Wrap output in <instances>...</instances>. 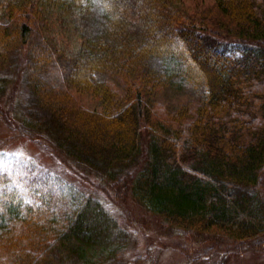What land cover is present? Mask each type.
I'll list each match as a JSON object with an SVG mask.
<instances>
[{"label":"trees","instance_id":"1","mask_svg":"<svg viewBox=\"0 0 264 264\" xmlns=\"http://www.w3.org/2000/svg\"><path fill=\"white\" fill-rule=\"evenodd\" d=\"M63 19L79 38L69 55L46 35ZM13 52L19 71L0 75V100L11 95L14 137L95 176L119 207L130 196L162 229L202 237L184 264H224L208 263L222 245L264 246V0L189 13L171 0H0V59ZM53 60L63 89L43 80ZM19 75L45 118L16 108ZM169 78L206 94L167 107L154 94ZM28 166L0 170V264H121L131 242L115 213L78 191L65 210L37 201L48 177Z\"/></svg>","mask_w":264,"mask_h":264},{"label":"rangeland","instance_id":"2","mask_svg":"<svg viewBox=\"0 0 264 264\" xmlns=\"http://www.w3.org/2000/svg\"><path fill=\"white\" fill-rule=\"evenodd\" d=\"M171 3L174 9L189 13L190 10H199L203 6L210 5V0H171ZM56 23L53 24V31L50 32V35L46 33L48 39L56 41L58 47L67 54L75 51L79 43L76 28L65 19ZM53 35H55V39ZM18 64L17 52L11 53L5 59H0V75H13L15 70L19 71ZM42 75L44 82L56 90L65 88L56 85L62 81V78L55 60L49 62ZM18 79L20 87L16 108L23 110L26 115L45 118L48 115V110L36 104L22 75H19ZM169 79L173 85L169 84L154 94L167 107L172 108L178 104L194 105L206 94L204 87L200 84L196 85L180 79ZM71 92L77 99L78 105L82 104L90 109H101L98 102L89 94H80L73 90ZM9 97L11 95H5L3 99L6 98V101L0 100V141L9 140L2 142L3 146L0 148V170L9 168L18 171L23 170L25 165H30L35 167L37 173L45 174L48 180L44 181L42 185L44 188L40 192L36 190L35 199L37 201L44 200L46 197L52 206L65 210L69 209L71 202L77 198L76 191L83 194L91 193L98 198L101 203L115 213L119 221V230L121 228L125 231L121 230V234L124 237L127 235V239L131 242L130 250L119 261L121 264H184L188 256H195L199 253L202 246L198 240H201L202 237L201 239H190L185 237L179 229H162L157 217L146 212L130 196L125 200V204L121 203L119 207L111 201L109 192L95 176L89 174L83 178V175L76 173L71 165L47 148L30 139L14 137L13 132L5 124V120L7 121L9 118ZM132 170H134L133 177L140 176L138 174L140 170H143V164L133 167ZM96 183L99 185L97 186ZM29 199L25 197V200ZM220 259H223L224 264H264V246L250 248L246 244L238 247L222 245L219 251L209 257L208 263Z\"/></svg>","mask_w":264,"mask_h":264}]
</instances>
